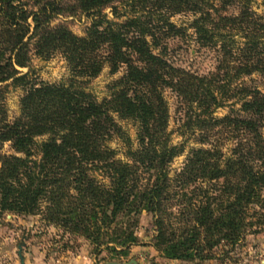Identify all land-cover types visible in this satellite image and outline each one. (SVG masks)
<instances>
[{
  "label": "trees",
  "instance_id": "trees-1",
  "mask_svg": "<svg viewBox=\"0 0 264 264\" xmlns=\"http://www.w3.org/2000/svg\"><path fill=\"white\" fill-rule=\"evenodd\" d=\"M255 4L264 9V0H0V215H40L126 256L147 213L154 248L180 261L208 260L222 244L233 248L259 234L264 92L243 83L264 77V11ZM231 7L236 15L225 14ZM107 8L123 20H109ZM77 14L91 17L83 36L51 27L54 18ZM181 14L193 16L196 42L218 52L214 72L197 75L165 58L163 41L183 32L171 22ZM56 54L67 64V83L20 71ZM106 67L124 72L99 101L84 84ZM7 82L23 91L12 122ZM166 90L180 102L183 126L206 146L191 149L173 176L184 148L168 131ZM222 108L229 113L216 117ZM121 122L135 127V141ZM5 144L13 154L2 152Z\"/></svg>",
  "mask_w": 264,
  "mask_h": 264
},
{
  "label": "rangeland",
  "instance_id": "rangeland-1",
  "mask_svg": "<svg viewBox=\"0 0 264 264\" xmlns=\"http://www.w3.org/2000/svg\"><path fill=\"white\" fill-rule=\"evenodd\" d=\"M258 13L264 9L254 5ZM121 10V8L119 9ZM238 9L231 7L226 15H236ZM109 20L122 21L116 18L112 10L103 11ZM193 16L190 14L176 15L171 22L183 30L179 35L168 37L163 41L165 45V58L175 67L182 68L197 75H207L215 71L219 54L216 50L204 48L196 42L194 31L190 28ZM91 25V17L85 14L75 16H59L52 20L51 27L63 26L77 36H83ZM159 52V51H156ZM23 74L29 73L37 81L49 84L67 83L70 73L63 57L54 55L49 60L33 58L29 69H20ZM121 69L117 74H111L109 68H104L101 74L84 84L86 90L99 101L108 95V86L123 75ZM243 83L254 86L264 92V77L253 75L243 79ZM6 87L4 104L8 121L12 122L19 116V104L23 91L13 88L10 82L1 86ZM169 107V128L171 140L174 145L183 146L184 153L177 157L169 170L173 176L184 165L191 149L206 148L198 144L197 133L187 131L183 126L184 112L176 95L170 90L164 92ZM229 113L228 108L216 111L215 116L221 118ZM135 141L136 129L131 123L121 122ZM264 137V128L262 130ZM43 140L39 139V141ZM113 148L121 150V145L114 142ZM226 150V149H225ZM4 154H13L9 144L2 148ZM122 158V151L119 153ZM178 208L174 209L177 211ZM154 220L152 215L143 213L139 217L138 227L135 229L137 243L130 246L126 256L115 254L112 244L95 247L83 237L69 234L61 228L47 224L40 215L17 216L10 213L0 215V264H106L129 263L137 264H264V229L257 235H245L235 247L221 245L209 252L212 258L199 261L169 260L154 248ZM117 250H120L117 248ZM22 256L23 263L20 260Z\"/></svg>",
  "mask_w": 264,
  "mask_h": 264
},
{
  "label": "water",
  "instance_id": "water-1",
  "mask_svg": "<svg viewBox=\"0 0 264 264\" xmlns=\"http://www.w3.org/2000/svg\"><path fill=\"white\" fill-rule=\"evenodd\" d=\"M19 256H20L21 262L23 263V259L20 253H19ZM106 264H120V263H106ZM122 264H137V263L135 261H131L129 263H122Z\"/></svg>",
  "mask_w": 264,
  "mask_h": 264
},
{
  "label": "crops",
  "instance_id": "crops-1",
  "mask_svg": "<svg viewBox=\"0 0 264 264\" xmlns=\"http://www.w3.org/2000/svg\"><path fill=\"white\" fill-rule=\"evenodd\" d=\"M74 264H80V262H77V261H76V262H74Z\"/></svg>",
  "mask_w": 264,
  "mask_h": 264
}]
</instances>
